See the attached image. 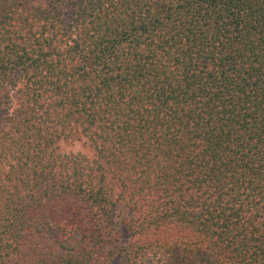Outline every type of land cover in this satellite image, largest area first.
I'll list each match as a JSON object with an SVG mask.
<instances>
[{"label":"trees","instance_id":"1","mask_svg":"<svg viewBox=\"0 0 264 264\" xmlns=\"http://www.w3.org/2000/svg\"><path fill=\"white\" fill-rule=\"evenodd\" d=\"M0 264H264V0H0Z\"/></svg>","mask_w":264,"mask_h":264},{"label":"rangeland","instance_id":"2","mask_svg":"<svg viewBox=\"0 0 264 264\" xmlns=\"http://www.w3.org/2000/svg\"><path fill=\"white\" fill-rule=\"evenodd\" d=\"M80 148H81L80 145H75V146L65 145L63 147V150L66 151V152H68V153H70V152L76 153L77 151L80 150Z\"/></svg>","mask_w":264,"mask_h":264}]
</instances>
